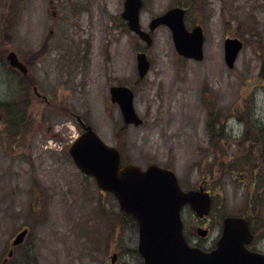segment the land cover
Instances as JSON below:
<instances>
[{"label":"rangeland","instance_id":"374dc122","mask_svg":"<svg viewBox=\"0 0 264 264\" xmlns=\"http://www.w3.org/2000/svg\"><path fill=\"white\" fill-rule=\"evenodd\" d=\"M123 2L0 0V264H111L113 257L114 264H143L135 221L68 155L80 133L74 115L119 149L123 165L155 163L172 170L182 189L211 193L206 238L195 232L206 220L182 210L191 245L214 248L222 219L240 216L250 219L251 250L264 254V155L258 179L252 154L254 143L264 144V0H143L146 32L152 18L186 9V26L203 29L200 62L176 53L165 26L150 33V46L140 41L121 18ZM226 38L243 43L232 69L224 62ZM9 51L28 66L31 84L9 68ZM37 51L43 53L33 61ZM137 52L150 62L141 80ZM115 85L132 88L143 125L123 124L110 102ZM13 101L24 106L27 128L9 135L1 104ZM60 104L66 113L57 111ZM23 228L25 243L4 263Z\"/></svg>","mask_w":264,"mask_h":264},{"label":"water","instance_id":"95a60500","mask_svg":"<svg viewBox=\"0 0 264 264\" xmlns=\"http://www.w3.org/2000/svg\"><path fill=\"white\" fill-rule=\"evenodd\" d=\"M142 0H124L121 17L127 27L147 46L152 44L151 36L141 29L139 13ZM185 10L174 7L153 18L149 30L159 26L171 32L176 53L187 59L203 60L204 34L200 26L187 29L184 24ZM242 42L226 38L223 43L224 62L232 69ZM8 65L26 75V67L13 52L6 55ZM150 67L145 53L136 54V68L143 79ZM110 101L118 105L122 121L126 126H140L143 121L136 113L133 92L125 86H113L109 90ZM76 121L83 132L70 144L68 153L75 167L94 180L96 187L110 193L119 210L137 224V253L143 264H264V255L249 251L246 246L253 235L246 219L227 216L222 219V229L215 248L204 251L191 246L183 235L181 211L188 206L198 218L206 216L211 207V198L202 187L184 191L175 173L150 163L145 169L134 164L121 166V155L115 147L107 146L96 132L85 126L79 116ZM28 229L19 231L10 245L15 248L25 241ZM197 235L205 238L207 230L198 229ZM12 256V250L8 257ZM113 257L111 263L114 264Z\"/></svg>","mask_w":264,"mask_h":264},{"label":"trees","instance_id":"16d2710c","mask_svg":"<svg viewBox=\"0 0 264 264\" xmlns=\"http://www.w3.org/2000/svg\"><path fill=\"white\" fill-rule=\"evenodd\" d=\"M43 52H35L32 53V59L37 60L38 57H40V55ZM25 91H22V99L25 100V103H28L30 101V93L26 92L25 94H23ZM23 100V101H24ZM14 103L8 102V103H2L1 104V108H3L4 110V123H5V129L7 131V133L9 135H12L13 133L18 134V133H22L25 131V129L27 128V122L25 121V112H24V106L21 107L19 102H15ZM23 110V111H22ZM57 111L61 112V113H66L68 111V109H66L64 107L63 104H60L59 107H57ZM4 129V130H5ZM207 130L210 133H213L214 131V124L213 122H210L207 125ZM238 168L237 166L234 167V170L236 171ZM131 220V218H129ZM132 221V220H131Z\"/></svg>","mask_w":264,"mask_h":264},{"label":"flooded vegetation","instance_id":"af4514ba","mask_svg":"<svg viewBox=\"0 0 264 264\" xmlns=\"http://www.w3.org/2000/svg\"><path fill=\"white\" fill-rule=\"evenodd\" d=\"M26 66V65H25ZM26 69H27V74H28V71H29V69H28V66H26ZM26 74V75H27ZM26 75H25V77H23L24 79L23 80H25L26 82H27V85H29V84H31V79L29 78V76H27L26 77ZM84 122V121H83ZM85 123V122H84ZM77 127H78V130L80 131V132H82V128L80 127V125H77ZM253 152H252V154L255 156V160H256V163H255V167L257 168V172H253V175H254V177H256L257 176V178L259 179V177L260 176H262V168H260V165H259V163H258V161H260V159L262 158V156L264 155V152H263V148H264V144L262 143V142H256V143H254L253 145ZM242 173H239V174H237V176H242L241 175ZM254 177H253V179H254ZM203 220H206V222L203 224V226H198L196 229H195V232L197 231V229H208V231L210 230V220H209V218H203V219H200V221H203ZM194 231V229H192V231H191V233ZM250 249H253V248H251V246H250ZM5 263H7L8 261L7 260H5L4 261Z\"/></svg>","mask_w":264,"mask_h":264}]
</instances>
